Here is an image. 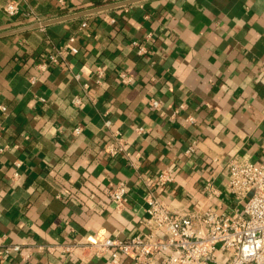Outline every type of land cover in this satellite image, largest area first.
Instances as JSON below:
<instances>
[{"label": "crops", "instance_id": "1", "mask_svg": "<svg viewBox=\"0 0 264 264\" xmlns=\"http://www.w3.org/2000/svg\"><path fill=\"white\" fill-rule=\"evenodd\" d=\"M11 1L0 0V32L25 26L5 13ZM121 1L27 0L23 9L45 21ZM71 37L73 50L51 63ZM106 121L137 168L106 153ZM263 147L264 0H148L1 38L0 245L21 251L0 264H111L90 244L147 234L142 179L164 171L173 181L157 195L173 214L214 207L232 216L242 206L226 192L227 163L259 164ZM120 183L123 209L108 195ZM209 183L218 198H208ZM228 261L220 253L210 263Z\"/></svg>", "mask_w": 264, "mask_h": 264}, {"label": "built area", "instance_id": "2", "mask_svg": "<svg viewBox=\"0 0 264 264\" xmlns=\"http://www.w3.org/2000/svg\"><path fill=\"white\" fill-rule=\"evenodd\" d=\"M27 0H14L6 4L4 10L9 17L22 16L25 25L40 22L34 13L24 11ZM75 38L71 37L63 50L50 57V62L60 64L65 54L73 50ZM144 51L140 49L139 53ZM97 83L103 77L102 69L97 70ZM121 81L129 84L133 78L127 73L120 74ZM87 89L89 86L84 85ZM72 103L83 106V98L75 96ZM153 101V106L158 107ZM5 108H3L4 110ZM194 122L193 118L189 119ZM111 130L110 140L105 146L111 157L125 155L131 157L127 144L119 130H112V123L106 121ZM138 128L137 132H141ZM81 127L73 134L80 135ZM195 151V146L187 154ZM264 154V147H263ZM130 165L137 168L136 161L130 158ZM20 167V163L16 162ZM228 182L226 192L242 206V210L232 216L219 212L214 207L194 210L184 215H175L168 210L157 189L166 188L172 181L170 172L164 171L155 180L144 178L147 188L146 218L144 226L147 234L130 238L105 237L91 243L97 257L109 255L111 264H120L123 259H131L136 264H151L156 254L169 255L172 264H211L220 253L230 254V261L224 264H264V160L256 164L247 157L235 156L226 166ZM15 173V176H18ZM208 198H218L222 191L209 183L206 188ZM127 187L120 183L109 192V200L117 209H123L126 203ZM161 235L163 237H161ZM21 251L18 245H0V259Z\"/></svg>", "mask_w": 264, "mask_h": 264}, {"label": "water", "instance_id": "3", "mask_svg": "<svg viewBox=\"0 0 264 264\" xmlns=\"http://www.w3.org/2000/svg\"><path fill=\"white\" fill-rule=\"evenodd\" d=\"M145 1H148V0H124L121 2L113 3V4H107V5L87 9V10L78 11V12H75L72 14L63 15V16L53 18L50 20L34 22V23H31V24H28L25 26H21V27L12 29V30L0 32V39L8 37V36L16 35L19 33L31 31V30L46 28V27H49V26H52L55 24H59V23L69 22V21H73L76 19H82V18L91 16L94 14L107 12V11L114 10L117 8H121V7H125V6H131V5L141 3V2H145Z\"/></svg>", "mask_w": 264, "mask_h": 264}, {"label": "trees", "instance_id": "4", "mask_svg": "<svg viewBox=\"0 0 264 264\" xmlns=\"http://www.w3.org/2000/svg\"><path fill=\"white\" fill-rule=\"evenodd\" d=\"M81 19H76V21H80Z\"/></svg>", "mask_w": 264, "mask_h": 264}]
</instances>
